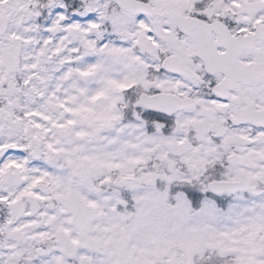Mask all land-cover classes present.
I'll return each instance as SVG.
<instances>
[{
  "label": "snow or ice",
  "instance_id": "obj_1",
  "mask_svg": "<svg viewBox=\"0 0 264 264\" xmlns=\"http://www.w3.org/2000/svg\"><path fill=\"white\" fill-rule=\"evenodd\" d=\"M0 264H264V0H0Z\"/></svg>",
  "mask_w": 264,
  "mask_h": 264
}]
</instances>
